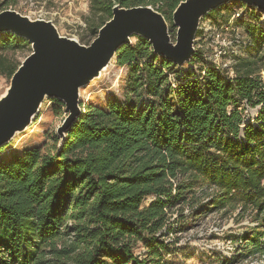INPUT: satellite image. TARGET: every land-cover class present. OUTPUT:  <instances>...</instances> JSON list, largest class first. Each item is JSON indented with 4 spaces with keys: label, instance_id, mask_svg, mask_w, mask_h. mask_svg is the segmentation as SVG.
<instances>
[{
    "label": "trees",
    "instance_id": "obj_1",
    "mask_svg": "<svg viewBox=\"0 0 264 264\" xmlns=\"http://www.w3.org/2000/svg\"><path fill=\"white\" fill-rule=\"evenodd\" d=\"M21 1L0 0V10ZM182 1L89 0L92 38L118 5L153 8L174 39L172 13ZM262 15L231 0L201 19L195 40L204 38L203 21L242 31L222 71L197 47L178 66L131 37L114 59L126 71L122 99L80 104L60 146L50 134L21 151L1 147L0 264H174L167 257L177 242L165 240L189 225L180 207L199 217L234 201L255 207L259 230L244 245L264 251ZM26 51L25 39L0 32V77L10 80L20 64L13 55ZM244 108H259L257 126L244 121Z\"/></svg>",
    "mask_w": 264,
    "mask_h": 264
},
{
    "label": "water",
    "instance_id": "obj_2",
    "mask_svg": "<svg viewBox=\"0 0 264 264\" xmlns=\"http://www.w3.org/2000/svg\"><path fill=\"white\" fill-rule=\"evenodd\" d=\"M231 0H184L172 13L175 37L171 38L164 17L147 7L111 9V18L88 45L63 37L51 21L31 19L16 11L0 12V32L21 37L30 45L29 55L19 64L0 96V148L26 131L46 100L63 103L66 116L56 129L59 146L79 118L80 90L115 59L116 52L137 36L150 44L155 55L181 66L195 53L199 23L209 12ZM264 14V0H239Z\"/></svg>",
    "mask_w": 264,
    "mask_h": 264
},
{
    "label": "rangeland",
    "instance_id": "obj_3",
    "mask_svg": "<svg viewBox=\"0 0 264 264\" xmlns=\"http://www.w3.org/2000/svg\"><path fill=\"white\" fill-rule=\"evenodd\" d=\"M16 11L33 20L42 19L51 21L63 37L77 40L81 45L88 46L92 41V26L95 17L90 15L89 0H23L16 7L0 10ZM264 22V15L259 24ZM201 28L204 30V38L195 40V48H199L205 54L207 62L215 69L222 71L230 62L224 59V55L236 51L235 37L241 35V30L233 31L217 29L207 21H203ZM242 36V35H241ZM133 42V40H132ZM207 53V54H206ZM264 56V46L261 49ZM29 53H16L13 58L21 63ZM126 71L115 65L114 59L98 79L92 80L80 90V101L103 108L105 103L112 98H123ZM264 75V71L262 73ZM9 86V80L0 77V96ZM259 108H244V121H250L252 127L257 126L255 118ZM66 116L64 106L46 100L34 119L32 125L23 133L17 135L4 149L7 152L21 151L26 148L41 145L50 134H55ZM243 127V126H241ZM240 139L243 141L242 135ZM260 187L264 188V177L260 180ZM211 193V192H210ZM197 206L207 202L206 199H198ZM194 206V205H193ZM191 205H183L182 216L185 217L188 226L185 231L175 236H169V240H176V244L170 247L168 260L174 264H264V251L249 254L251 247L245 248L243 239L254 236L258 224L255 221L258 212L253 205L234 201L224 206L220 211L207 215L194 217L190 213ZM196 207V206H195ZM174 209L172 219L177 218ZM195 218H197L195 220ZM142 249H136V255L142 256ZM244 254L243 259L237 255Z\"/></svg>",
    "mask_w": 264,
    "mask_h": 264
}]
</instances>
